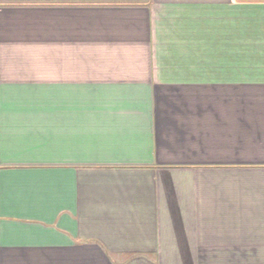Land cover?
<instances>
[{"label":"crops","instance_id":"obj_1","mask_svg":"<svg viewBox=\"0 0 264 264\" xmlns=\"http://www.w3.org/2000/svg\"><path fill=\"white\" fill-rule=\"evenodd\" d=\"M0 264H264V0H0Z\"/></svg>","mask_w":264,"mask_h":264}]
</instances>
